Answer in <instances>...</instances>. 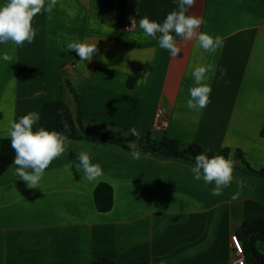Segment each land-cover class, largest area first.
<instances>
[{"label": "crops", "instance_id": "crops-1", "mask_svg": "<svg viewBox=\"0 0 264 264\" xmlns=\"http://www.w3.org/2000/svg\"><path fill=\"white\" fill-rule=\"evenodd\" d=\"M173 10L178 0H58L50 14H38L31 44H0V144L11 122L63 100L90 133L127 138L135 128L143 145L167 137L184 147L227 148L233 158L240 150L251 169H264V0H197L186 13L203 18L197 31L223 40L211 55L177 37L174 57L143 36L140 18L162 23ZM130 17L137 27L127 31ZM74 40L97 44L90 62L64 52ZM208 64L217 66L208 74L210 103L193 111L191 73ZM159 109L167 131L153 129ZM80 152L102 167L99 180L82 179ZM130 153L96 138L73 140L40 188H28L12 164L0 175V264H234L231 237L245 221L264 218V178L237 160L232 184L213 196L214 184L193 178L194 161ZM241 178L245 187L233 200ZM100 183L114 191L108 213L95 206Z\"/></svg>", "mask_w": 264, "mask_h": 264}, {"label": "clouds", "instance_id": "clouds-1", "mask_svg": "<svg viewBox=\"0 0 264 264\" xmlns=\"http://www.w3.org/2000/svg\"><path fill=\"white\" fill-rule=\"evenodd\" d=\"M197 0H178V10H173L167 14L163 22H157L144 16L139 19V28L144 37L158 39L159 47L168 50L172 56H177L181 52L178 46L177 37L183 41L195 40L198 47L205 52L215 54L222 48L223 40L220 36L213 37L207 32L197 30L204 23L202 17L189 13V10L196 4ZM58 0H4L0 4V44H8L20 47L27 42L31 44L37 33L33 27L34 18L42 12L51 13ZM139 13V9H137ZM51 19V15L48 17ZM131 27L127 31L135 30L137 20L130 17ZM174 33V34H173ZM159 34V36H157ZM135 40V39H134ZM64 52L75 51L80 58V62L91 61L98 52L96 43L79 42L74 40L68 42ZM130 55V54H129ZM5 62L12 60V57L5 53L2 57ZM101 59H104L101 57ZM106 62V61H105ZM217 66L199 65L194 68L191 75L194 79L193 86L189 88L190 98L187 100V107L193 111H199L207 107L210 103L211 87L208 83L209 73L215 74ZM224 69H220L221 76L225 74ZM139 81H137L138 83ZM40 119L39 113L28 112L10 123L7 138L15 153L12 163L16 166V176L22 179L28 188H40L39 184L44 176L45 170L50 164L63 155L68 145L72 143L64 132L47 130L44 127L34 126ZM65 132L69 131V125L61 120ZM131 133L140 138V134L135 128ZM103 146V145H101ZM131 157L140 159L142 151L135 142L130 143ZM147 158L151 153H143ZM194 166L190 171L197 181L203 180L205 186L214 184L211 189L213 196L223 194V190L229 187L234 177L235 161L232 154L226 158L223 155H215L209 158L204 152L195 156ZM78 163L75 164L77 171L82 172V179L93 182L103 176V169L98 163H93L91 157L86 152L77 154ZM65 170L71 169L72 165L66 164ZM238 191L232 196L233 200L239 198L240 191L245 187L246 182L236 179Z\"/></svg>", "mask_w": 264, "mask_h": 264}, {"label": "trees", "instance_id": "trees-1", "mask_svg": "<svg viewBox=\"0 0 264 264\" xmlns=\"http://www.w3.org/2000/svg\"><path fill=\"white\" fill-rule=\"evenodd\" d=\"M68 85L79 104L78 92L71 87V84ZM62 119L69 125L70 130L67 132H65L61 123ZM34 127H44L50 131L64 132L72 141L83 138H96L129 150H131L129 147L130 143L135 142L142 152L151 153L158 157L184 159L194 162L195 156L202 152L209 158L215 155H223L227 158L231 153L230 149L227 148L212 151L207 150L199 144H191L188 147H184L179 141L167 137H164L160 142L149 139L143 145L141 136L137 139L133 134L130 137L123 138L90 133L85 130L80 114L77 118H74L69 106L63 100L47 101L40 113L39 124ZM14 156L15 153L11 148L10 139H3L0 144V175L13 164ZM233 159L234 161L241 160L247 171L264 178V169L258 171L251 169L244 160L243 153L240 150L237 151ZM93 197L95 206L100 213H108L113 209L115 199L113 188L110 185L100 183L95 189ZM237 237L243 245L245 261L248 264H264V251H261L259 248V246H264V218H254L245 221L242 228L237 232ZM91 264H115V262L108 258H99Z\"/></svg>", "mask_w": 264, "mask_h": 264}, {"label": "built area", "instance_id": "built-area-1", "mask_svg": "<svg viewBox=\"0 0 264 264\" xmlns=\"http://www.w3.org/2000/svg\"><path fill=\"white\" fill-rule=\"evenodd\" d=\"M129 29V28H127ZM169 128V118L167 116V113L164 109H159L154 123H153V129L155 131H167ZM231 243L234 251V264H246L245 262V253L243 249V245L240 241V239L237 237V235H233L231 237Z\"/></svg>", "mask_w": 264, "mask_h": 264}, {"label": "rangeland", "instance_id": "rangeland-1", "mask_svg": "<svg viewBox=\"0 0 264 264\" xmlns=\"http://www.w3.org/2000/svg\"><path fill=\"white\" fill-rule=\"evenodd\" d=\"M71 84H73V83H71Z\"/></svg>", "mask_w": 264, "mask_h": 264}]
</instances>
